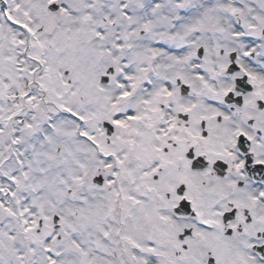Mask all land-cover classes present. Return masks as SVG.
Here are the masks:
<instances>
[{
	"label": "snow or ice",
	"instance_id": "6c2138e0",
	"mask_svg": "<svg viewBox=\"0 0 264 264\" xmlns=\"http://www.w3.org/2000/svg\"><path fill=\"white\" fill-rule=\"evenodd\" d=\"M0 264H264V0H0Z\"/></svg>",
	"mask_w": 264,
	"mask_h": 264
}]
</instances>
